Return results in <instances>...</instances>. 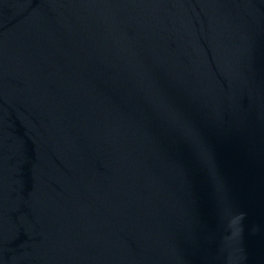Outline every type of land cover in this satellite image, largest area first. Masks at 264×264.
Masks as SVG:
<instances>
[{"label": "water", "instance_id": "water-1", "mask_svg": "<svg viewBox=\"0 0 264 264\" xmlns=\"http://www.w3.org/2000/svg\"><path fill=\"white\" fill-rule=\"evenodd\" d=\"M0 264H264V0H0Z\"/></svg>", "mask_w": 264, "mask_h": 264}]
</instances>
